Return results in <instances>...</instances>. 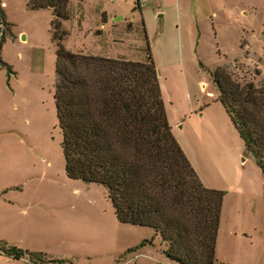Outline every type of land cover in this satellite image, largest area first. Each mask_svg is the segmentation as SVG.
Returning a JSON list of instances; mask_svg holds the SVG:
<instances>
[{
	"label": "rangeland",
	"instance_id": "obj_1",
	"mask_svg": "<svg viewBox=\"0 0 264 264\" xmlns=\"http://www.w3.org/2000/svg\"><path fill=\"white\" fill-rule=\"evenodd\" d=\"M29 4L30 0H3L11 32L0 53V216L10 224L16 219L13 226L22 230L28 223L47 231L59 219L72 221L82 236L24 244L48 249L43 252L55 264H177L165 256L166 246L153 229L116 220L103 186L67 178L54 99L53 12L33 11ZM165 5L163 0H69L64 46L73 53L141 62L148 60L150 48L162 72L165 105L182 112L198 96H219L212 74L220 67L232 69L241 81L264 82V0L216 1L214 7L225 23L219 34L207 32L200 48L191 51L195 58L186 57L184 66L175 29L177 10ZM118 17L124 19L117 21ZM3 30L0 21V37ZM230 123L238 142L226 138L212 143V133L199 127L191 140L200 146H188L203 183L226 194L218 264H264V174ZM76 195L81 200L73 204ZM30 198L36 200L29 209ZM23 210L28 214L23 216ZM0 246L18 248L6 241Z\"/></svg>",
	"mask_w": 264,
	"mask_h": 264
},
{
	"label": "trees",
	"instance_id": "obj_2",
	"mask_svg": "<svg viewBox=\"0 0 264 264\" xmlns=\"http://www.w3.org/2000/svg\"><path fill=\"white\" fill-rule=\"evenodd\" d=\"M29 7L53 12L54 99L67 177L103 186L117 220L153 229L169 260L218 264L226 194L203 183L176 139L150 48L145 62L73 53L64 46L69 0H30ZM0 21L1 53L11 32L3 0ZM231 70L220 67L212 74L218 101L264 174V82L241 81ZM149 242L153 240L142 245ZM4 252L15 260L42 264L39 253L18 248Z\"/></svg>",
	"mask_w": 264,
	"mask_h": 264
},
{
	"label": "crops",
	"instance_id": "obj_3",
	"mask_svg": "<svg viewBox=\"0 0 264 264\" xmlns=\"http://www.w3.org/2000/svg\"><path fill=\"white\" fill-rule=\"evenodd\" d=\"M216 1L218 0H163L164 5L166 4V2L169 3V5L173 4L172 6H174L175 10H177V27L175 29L177 30V35L179 38V46L182 53L183 66L185 64L186 57H188L189 59L195 58L194 55L193 57H191V51L193 47L197 48V50L200 48L202 38L205 37L207 32L212 33L213 31H215L217 34H219V32L221 31L220 29L223 23H225V20L223 17V13L217 12V9H215L214 7V5L216 6ZM159 17L162 18L163 16ZM161 34L164 35L165 31H163ZM147 35H149L148 28ZM23 37H25V40L27 39L26 36L23 35ZM218 97L219 96H217V98H201L198 96L195 101L190 100V102L187 103L185 112H182L176 106H173V108L166 107L168 120L173 129V133L193 166L194 164L192 161L190 146L188 145H196L197 148L200 146L198 140H191L194 129L197 130L200 127L205 132L212 133V135L208 136L212 143H214L216 139L218 140V143L221 144L222 141L226 142V138L228 140L232 139L233 143L238 142V136L236 135L230 123L231 119L226 109L218 101ZM213 135L217 136L214 137ZM10 194H8V196ZM78 197L79 195L73 196V204H77V202L81 200V197ZM30 199L31 202L29 203H31V205L29 206V209L34 206V201L36 200L35 198ZM25 212L26 211L23 210V213ZM28 212L29 210L23 216L27 215ZM113 213L115 215L114 210ZM15 221L16 219L13 220L10 224L6 218L0 216V242L6 241V243L15 244L18 249L41 254L42 264H55L56 261L51 258L50 255L43 252L49 250L40 247H29L25 246L24 244L40 243L41 241L39 240L50 239V237L56 238L57 240L59 239L60 241H70L83 235L82 232L78 231V229L73 225L72 221H70L69 223L67 219H59L53 222L52 225L48 227L47 231L37 229L30 223H28L26 228L22 230L19 226H13ZM3 224H5V229L4 231H1ZM48 231H53L51 236ZM18 242H23V244H16ZM11 248L15 247L11 246ZM4 249L5 247L0 246V264H34L27 258H22L20 260L10 258L6 256ZM42 253H44L45 255Z\"/></svg>",
	"mask_w": 264,
	"mask_h": 264
},
{
	"label": "water",
	"instance_id": "obj_4",
	"mask_svg": "<svg viewBox=\"0 0 264 264\" xmlns=\"http://www.w3.org/2000/svg\"><path fill=\"white\" fill-rule=\"evenodd\" d=\"M143 1H145V0H143ZM141 2H142V0H141ZM123 19H124L123 17H118V18H117V21H118V20H123ZM23 40H25V37H23ZM161 75H162V74H161V72L159 71V77H161Z\"/></svg>",
	"mask_w": 264,
	"mask_h": 264
}]
</instances>
